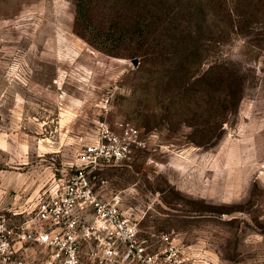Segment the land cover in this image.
Returning <instances> with one entry per match:
<instances>
[{
	"label": "rangeland",
	"instance_id": "1",
	"mask_svg": "<svg viewBox=\"0 0 264 264\" xmlns=\"http://www.w3.org/2000/svg\"><path fill=\"white\" fill-rule=\"evenodd\" d=\"M128 1L0 0V214L33 219L91 145L120 157H100L93 188L119 199L152 248L168 234L182 264H264V0H218L207 14L204 60L189 72L212 79L222 64L243 81L222 127L216 97L208 110L207 98L161 92L164 72L134 55L151 48Z\"/></svg>",
	"mask_w": 264,
	"mask_h": 264
},
{
	"label": "built area",
	"instance_id": "2",
	"mask_svg": "<svg viewBox=\"0 0 264 264\" xmlns=\"http://www.w3.org/2000/svg\"><path fill=\"white\" fill-rule=\"evenodd\" d=\"M137 134L127 124L119 138L128 144ZM100 157L106 162L120 158L119 153H103L87 145L73 172L55 180L39 197L33 219L13 226L0 216V264H31L17 242L45 249L39 264L183 263L170 235L156 240L164 248H152L155 241L140 235L137 222L121 210L119 199L104 198L95 191L90 173Z\"/></svg>",
	"mask_w": 264,
	"mask_h": 264
},
{
	"label": "trees",
	"instance_id": "3",
	"mask_svg": "<svg viewBox=\"0 0 264 264\" xmlns=\"http://www.w3.org/2000/svg\"><path fill=\"white\" fill-rule=\"evenodd\" d=\"M128 2L131 12L135 8V15L133 13L131 17L135 16L132 24L136 25L139 45L142 48H151V51L134 55L140 56L144 64L153 63L164 72L158 77L161 92L168 94L170 101L179 96L185 99L198 96L207 98V103L210 102L207 105L208 110H212L215 105L219 109V127H222L230 113L228 103L235 100L237 107L243 97V81L229 66L222 64L217 66L216 77L212 79L205 74L198 76L189 72L192 66H198L204 60L205 43L210 39L205 34L213 25L207 14L217 13L220 9L218 0H135V4L130 0ZM119 21L122 22L121 19ZM203 102L206 104V101ZM204 138L205 135L200 140L192 141L203 145Z\"/></svg>",
	"mask_w": 264,
	"mask_h": 264
},
{
	"label": "crops",
	"instance_id": "4",
	"mask_svg": "<svg viewBox=\"0 0 264 264\" xmlns=\"http://www.w3.org/2000/svg\"><path fill=\"white\" fill-rule=\"evenodd\" d=\"M1 190H0V194H1ZM102 197L104 198H107L103 195H101ZM23 213V212H21ZM19 213V214H21ZM0 216H3L2 214H0ZM4 217V216H3ZM5 218V217H4ZM6 219V218H5ZM7 222L9 221L8 219H6ZM27 221V220H26ZM25 222V221H24ZM9 223V222H8ZM10 224V223H9ZM17 246H19V249L20 251H22L25 256H26V259L31 263V264H39L40 261L44 258L45 256V249H42L41 247H38V246H35L36 247V250L35 252L34 251H31V247L32 245H27V246H21L20 243H16ZM13 264V263H12Z\"/></svg>",
	"mask_w": 264,
	"mask_h": 264
}]
</instances>
